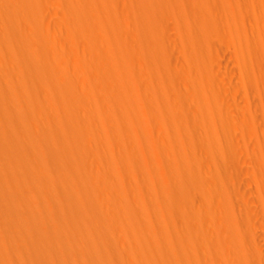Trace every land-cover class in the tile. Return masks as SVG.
Here are the masks:
<instances>
[{"label": "bare ground", "instance_id": "1", "mask_svg": "<svg viewBox=\"0 0 264 264\" xmlns=\"http://www.w3.org/2000/svg\"><path fill=\"white\" fill-rule=\"evenodd\" d=\"M14 145L0 264H264V0H0Z\"/></svg>", "mask_w": 264, "mask_h": 264}, {"label": "rangeland", "instance_id": "2", "mask_svg": "<svg viewBox=\"0 0 264 264\" xmlns=\"http://www.w3.org/2000/svg\"><path fill=\"white\" fill-rule=\"evenodd\" d=\"M16 147L17 150H15L14 152L10 153V152H6L5 150L0 149V156H4V157H11V158H16L18 157L16 155V153H21V150L19 149V146L14 145ZM228 151V149H227ZM229 152V151H228Z\"/></svg>", "mask_w": 264, "mask_h": 264}]
</instances>
